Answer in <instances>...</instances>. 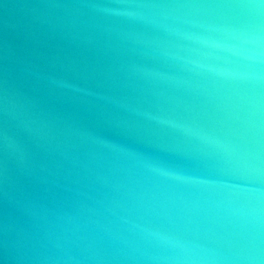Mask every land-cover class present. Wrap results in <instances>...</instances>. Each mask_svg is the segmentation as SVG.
<instances>
[{"label":"water","instance_id":"water-1","mask_svg":"<svg viewBox=\"0 0 264 264\" xmlns=\"http://www.w3.org/2000/svg\"><path fill=\"white\" fill-rule=\"evenodd\" d=\"M0 264H264V0H0Z\"/></svg>","mask_w":264,"mask_h":264}]
</instances>
